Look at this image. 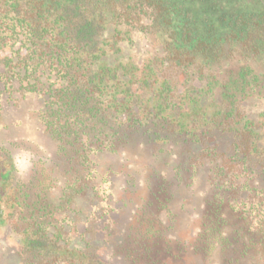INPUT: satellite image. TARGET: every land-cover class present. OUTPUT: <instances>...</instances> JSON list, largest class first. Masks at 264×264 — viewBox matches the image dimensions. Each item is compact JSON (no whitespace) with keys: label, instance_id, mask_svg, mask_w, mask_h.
<instances>
[{"label":"trees","instance_id":"obj_1","mask_svg":"<svg viewBox=\"0 0 264 264\" xmlns=\"http://www.w3.org/2000/svg\"><path fill=\"white\" fill-rule=\"evenodd\" d=\"M137 35L152 48L140 63L125 51ZM14 80L42 98L33 117L57 144L61 205L94 195L132 121H153L207 181L195 242L163 244L141 222L132 263L264 264V0H0V84ZM36 194L17 191L24 264H107L51 232L56 207Z\"/></svg>","mask_w":264,"mask_h":264},{"label":"flooded vegetation","instance_id":"obj_2","mask_svg":"<svg viewBox=\"0 0 264 264\" xmlns=\"http://www.w3.org/2000/svg\"><path fill=\"white\" fill-rule=\"evenodd\" d=\"M141 38L145 45L137 60L139 63L152 50L150 41L142 36ZM14 49L17 50V43ZM16 57L17 54L13 57V72H17ZM16 80L12 82V89L4 90L0 84V89L3 90L0 94V264H24L21 257L24 245L20 232L22 222L17 223V191L24 189L30 195L36 194L31 191L38 192L36 196L45 198L50 208L56 207L52 215L56 222L52 223L51 232H61L67 239L69 248L75 252L94 251L104 263L134 264L130 261L126 247L133 238L140 236L138 234L142 235L137 228L141 222L153 228L163 244L185 245L179 240L178 231L181 212L179 202L186 200L183 192L191 193V198L197 189L201 192L200 198H197L200 211L196 228L200 227L204 202L210 195L206 193L208 188L204 178L199 179L196 175L191 177V173H186L183 169L187 167L180 166L178 145L173 144L171 139L158 136L159 130L151 132L153 121L151 123L146 120L149 125L143 120L138 123L132 121L120 136L121 140L130 143L118 146L117 152L105 156L111 161L112 172L107 178L96 181L94 195L90 194L88 197L80 192L74 197L72 205H61L58 202L63 196L65 184L55 167L57 144L44 133L42 125L33 117L43 105L42 98L40 100L37 94L32 93H26L22 97L17 90ZM26 118L30 120L36 134L34 144L17 136V131L26 125ZM38 140L48 145L46 154L39 149ZM18 147L28 148L34 153L30 166L22 175L16 164ZM127 148L131 150V156L124 154V149ZM126 166L128 171H125ZM46 177L47 187H38L37 183ZM93 198L96 200L89 201ZM150 203L153 208L149 206ZM123 204L131 207L125 208ZM129 209V213H126ZM117 211L120 214L116 215ZM128 220L139 223L125 226ZM173 230L176 234L171 237L169 232ZM196 237L197 234L194 233L189 245L195 242ZM198 258L193 256L194 261Z\"/></svg>","mask_w":264,"mask_h":264},{"label":"rangeland","instance_id":"obj_3","mask_svg":"<svg viewBox=\"0 0 264 264\" xmlns=\"http://www.w3.org/2000/svg\"><path fill=\"white\" fill-rule=\"evenodd\" d=\"M133 43L134 45L132 46H125V51L129 52L130 54L132 53L135 54V60H138L140 59V54L142 53L144 49L145 41L143 38H141V36L137 35L133 39ZM25 122H26V125L21 127L22 130L19 129V131H17V136H20V138L22 136L25 142L34 144V140H37L36 134L31 127L32 125L30 123V120L26 118ZM38 145H39V149H41V152L43 154H46L48 145L44 141H40V140H38ZM33 156H34V153L30 149L24 148V147L17 148L16 164H17V169L21 175L27 171L28 167L31 164V159L33 158ZM197 190L198 191L195 192V195L192 197L193 199L190 197L192 195L191 193L184 191L183 192L185 194L184 199L186 200H184V202H181L179 200L180 201L179 211H181L179 213V228H178L179 240L181 242H184L185 245H188L189 244L188 242L190 240L191 241L193 240L194 233L198 232V228H196V225H197L196 220L198 218V214L200 211L198 208L200 204H198L197 198H200L201 192L199 189ZM187 198H190V200H188ZM194 205H197V207L195 208ZM175 234H176V231L174 230L169 232V235L171 237H173ZM214 256L215 255L212 254V258H214ZM196 262H197L196 264H203L199 261V259H197Z\"/></svg>","mask_w":264,"mask_h":264}]
</instances>
